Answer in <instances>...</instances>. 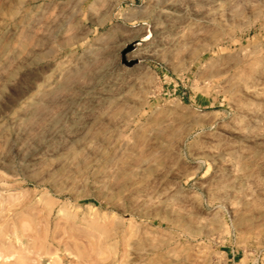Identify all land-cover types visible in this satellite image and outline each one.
I'll use <instances>...</instances> for the list:
<instances>
[{"label":"rangeland","instance_id":"obj_1","mask_svg":"<svg viewBox=\"0 0 264 264\" xmlns=\"http://www.w3.org/2000/svg\"><path fill=\"white\" fill-rule=\"evenodd\" d=\"M0 264H264V0H0Z\"/></svg>","mask_w":264,"mask_h":264}]
</instances>
